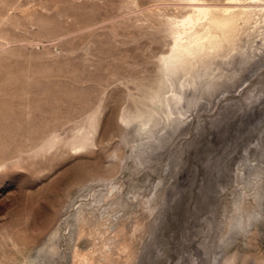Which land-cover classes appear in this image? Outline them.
<instances>
[{"label":"rangeland","instance_id":"1","mask_svg":"<svg viewBox=\"0 0 264 264\" xmlns=\"http://www.w3.org/2000/svg\"><path fill=\"white\" fill-rule=\"evenodd\" d=\"M0 264H264V0H0Z\"/></svg>","mask_w":264,"mask_h":264},{"label":"bare ground","instance_id":"2","mask_svg":"<svg viewBox=\"0 0 264 264\" xmlns=\"http://www.w3.org/2000/svg\"><path fill=\"white\" fill-rule=\"evenodd\" d=\"M231 1L232 0H230V3ZM224 10L226 14L225 16L215 17V18L213 17L210 19L211 26H213L216 30L222 32L223 34H225L226 32L230 31L233 28L234 18L236 16L234 11L232 10V6L228 5L225 7ZM199 36H197L194 39L193 45H181L180 49L174 53L173 58L182 60L192 54L199 55L202 52H204L206 49L212 48L218 45V41L216 42V40H214V37L212 38V36L206 35V37H204V34H203V37L202 36L199 37Z\"/></svg>","mask_w":264,"mask_h":264}]
</instances>
